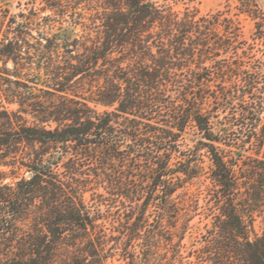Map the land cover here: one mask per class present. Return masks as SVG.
<instances>
[{
  "label": "trees",
  "instance_id": "1",
  "mask_svg": "<svg viewBox=\"0 0 264 264\" xmlns=\"http://www.w3.org/2000/svg\"><path fill=\"white\" fill-rule=\"evenodd\" d=\"M192 3L0 7V264H264V31Z\"/></svg>",
  "mask_w": 264,
  "mask_h": 264
},
{
  "label": "rangeland",
  "instance_id": "2",
  "mask_svg": "<svg viewBox=\"0 0 264 264\" xmlns=\"http://www.w3.org/2000/svg\"><path fill=\"white\" fill-rule=\"evenodd\" d=\"M30 0H0V7H9L11 11L17 12L19 8H22L26 2ZM258 10L250 15L239 14L237 11L238 1L237 0H193L192 6L198 10L199 16H206L207 14H214L218 11L224 12L229 16H233L234 19L239 22L241 35L249 43L252 42L253 37H255L256 27L259 26L262 31H264V0H256ZM182 6H179V8ZM264 38V34H263ZM256 48L264 50L261 46V41H255ZM260 56V53H257ZM6 171H8L6 169ZM28 174V173H27ZM26 174V176H27ZM10 179H6V182H9ZM202 184H204L201 181ZM86 198L89 201L90 194H86ZM207 221L203 218V215H198L191 222V229L186 234V237L183 241L184 244V255L187 254L192 248L199 246L197 240L199 235L204 232V226ZM107 231L111 228L108 223H105ZM116 225V224H115ZM254 228L256 232L260 231V220L257 219ZM105 264H124V261L119 258L118 253H114L110 258H108ZM188 264V262L186 263Z\"/></svg>",
  "mask_w": 264,
  "mask_h": 264
},
{
  "label": "water",
  "instance_id": "3",
  "mask_svg": "<svg viewBox=\"0 0 264 264\" xmlns=\"http://www.w3.org/2000/svg\"><path fill=\"white\" fill-rule=\"evenodd\" d=\"M30 176H31V175L28 173V174H27V177H30Z\"/></svg>",
  "mask_w": 264,
  "mask_h": 264
}]
</instances>
